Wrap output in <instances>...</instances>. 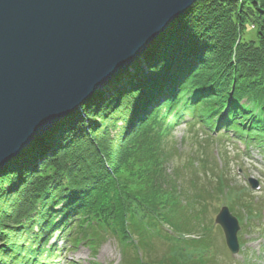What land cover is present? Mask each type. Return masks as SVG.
I'll return each mask as SVG.
<instances>
[{"label":"trees","instance_id":"1","mask_svg":"<svg viewBox=\"0 0 264 264\" xmlns=\"http://www.w3.org/2000/svg\"><path fill=\"white\" fill-rule=\"evenodd\" d=\"M249 24L260 40L244 39ZM182 124L264 155V0L197 1L130 70L0 170V264H60V240L92 249L103 236L91 230L121 239L141 221L204 247L170 235H191L201 213L167 168ZM220 186L216 195L245 202ZM169 253L170 264L198 263L193 251Z\"/></svg>","mask_w":264,"mask_h":264},{"label":"water","instance_id":"2","mask_svg":"<svg viewBox=\"0 0 264 264\" xmlns=\"http://www.w3.org/2000/svg\"><path fill=\"white\" fill-rule=\"evenodd\" d=\"M197 1L0 0V170L130 70ZM216 223L237 254L238 221L225 207Z\"/></svg>","mask_w":264,"mask_h":264},{"label":"rangeland","instance_id":"3","mask_svg":"<svg viewBox=\"0 0 264 264\" xmlns=\"http://www.w3.org/2000/svg\"><path fill=\"white\" fill-rule=\"evenodd\" d=\"M255 30L249 24L244 33V39H247L246 41L260 40V35H257ZM190 127L192 126L181 125L174 130L171 146L166 145V149L173 153L172 161H169L167 168L173 177L184 180L185 202L187 201L186 197H192L198 191L202 198V204H210L202 216V225L193 226L195 228L193 233L204 232L205 239L209 244L196 250L184 244H178L176 239L170 242L162 233V229H159V226L150 227L146 221H141L139 228L128 225L127 227L133 232L128 233L125 237L121 236V239L113 236L110 232H101L100 229L91 230V235L100 238L103 236V239L99 240V244L95 242L97 245L92 249H89L87 244L76 249H71L70 246L64 249L66 245L60 241L59 247L64 249L63 260L60 264H170L167 253L173 248H178L184 252L193 251V256L198 258L199 264H264V215L261 219L247 220V215L252 216V214H247L235 204L231 205L228 203V198L217 197L215 194L218 191L217 184L220 182H217L215 175H219V172H211L214 171V167H221L228 180L226 182L227 187H232L237 193H240L243 187L248 186L247 180L249 178L258 181L259 189L257 191L250 190L251 194L255 196L250 197V199L259 206L261 203L264 204V156H261L255 149L245 153L244 146L238 142L217 139V135L210 137V134L205 133L201 128L195 126L191 129ZM198 161L200 162V169L198 170L199 173L195 175L191 172H193V166H196L195 163ZM205 161L207 164H203ZM214 162L216 165H212ZM203 168L206 169L203 170ZM191 180H197L199 184L203 185L199 186L197 182L191 184ZM209 183L213 186H209ZM205 185L208 186L204 187ZM190 186L197 189L202 188L189 191ZM222 188H224L223 185ZM213 191L215 194H212L211 198L213 195L214 198L209 203L206 200L207 194ZM243 198L246 203L250 202L248 198ZM191 200L198 205L195 199H189L190 203ZM223 203L230 204L231 207L228 206L230 212L238 219L241 227L238 237L244 247L236 256L228 251L223 232L215 224V218L224 206ZM259 207L261 209L263 205ZM252 209L256 211L257 207L252 206ZM261 210L258 215L261 214ZM131 221H135V219H131ZM187 225L184 228H187ZM173 236H177V233ZM140 241L141 243H139ZM137 247L139 250L136 249ZM94 251H98L96 255ZM214 254L215 257L212 258Z\"/></svg>","mask_w":264,"mask_h":264},{"label":"bare ground","instance_id":"4","mask_svg":"<svg viewBox=\"0 0 264 264\" xmlns=\"http://www.w3.org/2000/svg\"><path fill=\"white\" fill-rule=\"evenodd\" d=\"M130 69H131V68H130ZM53 240L56 241L55 239H53ZM53 240H52V241H53Z\"/></svg>","mask_w":264,"mask_h":264}]
</instances>
